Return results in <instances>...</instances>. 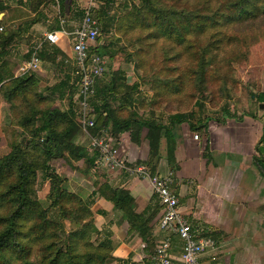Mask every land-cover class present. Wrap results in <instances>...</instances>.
<instances>
[{
  "label": "trees",
  "instance_id": "trees-1",
  "mask_svg": "<svg viewBox=\"0 0 264 264\" xmlns=\"http://www.w3.org/2000/svg\"><path fill=\"white\" fill-rule=\"evenodd\" d=\"M28 1L30 9L38 15V8L44 4V0ZM103 3L105 6L108 0ZM104 6L99 5L94 13L100 23L101 37L90 48V52L112 57L114 51L107 44L101 43L103 30H107L106 26L112 28L113 25L121 39L129 44H139L129 53V57L144 69L143 77L150 72L145 71L147 64L158 67L151 74L152 77L158 76L153 80L155 102L169 100L168 97L173 94L178 96L184 89L182 86L185 80L189 78L188 81L201 88L203 94L213 93V100L216 98L221 101L219 123L226 119L240 121L243 118V114L229 109L228 84L235 72L231 62L243 59L242 46L252 36L240 34L232 28L236 24L264 16V0H139L124 17L118 19L110 16L105 21L102 20ZM7 8V4L0 0V12ZM83 11L84 8L79 10L81 16ZM22 17L18 15L8 19L12 21ZM3 19L4 17L0 22ZM31 23L32 19H26L16 24L13 30L0 32V93L10 105L9 117L2 129L7 137L13 136L10 137V150L0 157V264H154L153 253L150 254L149 251L153 249L155 239L149 223L158 213L160 205L148 206L137 213L132 207L134 197L127 189L113 186L106 180L96 179L93 182L92 195L111 202L114 209L119 210L123 219L128 222L129 232H133L144 242L141 261L118 258L112 254L113 240L101 236V230L94 223L91 201L80 193L68 190L64 186L65 181L50 169L52 162L58 161L72 170H90L96 174L100 167L96 163L98 152L76 143L80 132L77 100H74V105L72 98L68 96L66 109L53 106L48 96L37 90L40 78L34 72L15 76L7 69V63L1 60L9 42ZM0 28L2 30L1 26ZM54 29L60 30V26L57 25ZM133 31H137V35H133ZM160 38L164 39L160 52L156 54L151 51L150 54ZM231 44L240 46L230 53L225 48ZM32 51H27L28 59ZM58 55L60 59L57 63L61 65L67 59L66 54L49 42L43 43L38 51L39 58L52 62L56 61ZM183 55L193 58L197 62L196 66H187L190 67L188 70L183 68L186 70L180 71V65L173 62L181 60ZM70 79L66 75L48 89L51 93L58 91L64 96ZM120 79L123 77L114 72L106 79L100 77L96 80L95 92L90 101L95 123L93 128H89V132L114 141L132 126L136 131H131V135L138 140L139 131L145 128L150 147L148 164L159 156L158 134H161L166 142L169 168L177 169L174 127L188 123L192 112H171L166 122L143 116L130 110L134 103L131 91L137 88L136 85L127 86L128 91L121 92L118 89ZM78 83L77 76L73 74L71 84H75V95ZM251 97L258 105H264V90L252 91ZM245 115L261 122V136L255 145L258 155H254L253 160L264 177V109L261 117L251 112ZM208 121L207 117L205 122L190 124V127L194 131L201 128L207 134ZM18 129L21 131L17 132ZM15 134L21 136V139ZM114 142L116 145L117 141ZM80 161L84 163V167L78 166ZM38 171L44 172L45 180L49 181L46 199L48 206L58 209V221L48 216V207L35 195ZM63 221L70 222L72 226L69 230H65Z\"/></svg>",
  "mask_w": 264,
  "mask_h": 264
},
{
  "label": "rangeland",
  "instance_id": "rangeland-1",
  "mask_svg": "<svg viewBox=\"0 0 264 264\" xmlns=\"http://www.w3.org/2000/svg\"><path fill=\"white\" fill-rule=\"evenodd\" d=\"M4 3L7 4V10L0 12V19L4 17L3 21L0 22V26L2 27V30L0 32H3L4 30H13V28L18 24L19 22H22L26 19H31L32 11L29 6V1L28 0H2ZM98 3V6H104L103 1L104 0H96ZM139 0H108V3L105 4L104 10H103V17L102 20H107L108 17L110 16H115L116 18H121L124 17V15L128 12V10L131 9V7L135 4H137ZM87 5V0L86 2L83 0H44V4L41 5L38 10V16H46L45 13H49V9L51 10V13H56L60 16H64L65 18H68L69 22V29H73L75 26H77L82 18L81 14L79 13V10L82 8H85ZM98 6L95 8V12L98 8ZM48 8V9H47ZM100 9V8H99ZM98 9V10H99ZM44 14V15H43ZM18 15L23 16L19 20H17L15 23H12L10 19L8 18H13V17H18ZM54 15V14H53ZM37 16V15H35ZM56 19V17H55ZM58 20H55L52 26L57 25ZM110 26H106L107 30H103L102 32V42L101 44L106 43V46L110 47V50L114 51L113 55L111 58L105 57L107 63L111 65L115 69L114 62L118 59L119 62H127L130 63L129 68L126 67L123 69L125 74H128V81L124 80V78L119 81L118 89L123 92V91H128V87L132 86L133 84L136 85V89L131 91V96L134 100L133 106L130 107V110H135L139 114H143V116H148V117H153L156 120L166 122L167 121V116L171 112H192V115L189 117L188 123L184 122L181 123L180 125H177L175 127V134L176 136L181 135L182 133L185 134H191L192 138L194 135H197V140H199V145L198 148L195 147V151L198 153V156L200 157L201 151L203 152L205 157H212L215 156L216 154H213L209 152L210 148L208 145V140L206 139L207 134L204 132L203 129H199V131H194L191 127L190 124H199L202 122H205L207 117L209 118V122L216 124L219 123L218 120L221 119V115L219 114V108L221 101L220 100H213L212 94L210 92H207L206 94H203L201 92V88H199L196 85H193L187 80H185L184 85L182 86L184 89L182 92L177 94L178 96H174L175 94L169 96V100H163L161 102H155L154 99L156 98L154 93V85H153V80L155 78H158V76L152 77L151 74L154 72V69H158L157 66H151V63L147 64L145 66V71H150L146 74L145 77L144 75V69L140 68L137 66L135 62H132L129 57V53L133 52L135 48L139 46V44H132V42L127 43L121 37L119 36V32L115 31ZM112 29V30H110ZM233 31H237L240 34L252 36L250 39H248V42L245 46H242V49L244 50V57L241 61L239 62H234L232 61V66L235 69V72L233 73L234 76H232L230 79V82L228 84L229 88V93L230 96L227 98L229 109L236 112L237 114H243L245 116V113L251 112L255 113L257 116L261 117L262 116V111L264 109L263 107H260V104L258 105L257 102L251 97V92L253 91H262L264 90V16H260L254 21H247L243 22L240 24H236L232 28ZM133 35H137V31H133ZM39 37L41 35L37 36L35 38L37 41L39 40ZM120 37V38H119ZM119 38V40L117 39ZM34 38H31V42L29 43L28 46H18L14 45V41L11 40L9 44L6 46V53L4 56L1 58V60H4L7 63V69H10L13 74L20 75V67L28 61V57L26 56V53L28 50H32L33 47L35 46L34 44ZM20 43V42H19ZM164 44V39L160 38L156 41V45L152 47L150 50V54L153 53H159L161 46ZM240 45H235L231 44L226 50H229L230 53L233 51H236ZM41 49V47H40ZM152 51V52H151ZM66 54V53H65ZM67 60H65L61 65L57 63L58 59H60V55L57 56L56 61H49V60H43L41 59V71L34 72L39 78L40 82L37 85V90L40 91L44 96H48V100L50 104L53 106H58L60 108L66 109L68 107V102H69V97L72 98V102L74 103V100L76 99V87L75 84L72 85V79H73V60L66 54ZM174 64L177 63L180 65V71L184 72L186 69L188 70L187 66H191V68L195 67L197 62L193 58H187L186 56L183 55V58L179 61H174ZM113 64V65H112ZM123 64V63H121ZM120 67V64H118ZM109 67V66H108ZM154 67V68H153ZM121 68V67H120ZM183 68H186L183 70ZM42 72V73H41ZM115 71H112L111 67H109L108 73L105 72V74L102 76V78L106 79L108 76H110V73L113 74ZM66 75H69L71 77L70 83H68V87L65 88L64 92L65 95L61 96L58 91H55V93H51L48 88L53 86L54 84H57L63 77ZM190 77V76H189ZM158 82V81H157ZM228 90V89H227ZM184 92V93H183ZM73 94V95H72ZM220 97V94H218ZM116 98L119 99V96L116 94ZM118 104V103H115ZM75 105V103H74ZM9 103L5 100L3 95L0 93V110H2V115H3V120L2 123L3 125L6 123L8 119V110L9 108ZM129 110V109H128ZM95 117V116H93ZM78 118V116H77ZM245 119H241L240 121L235 120V119H226L223 122V126L219 128L220 131H218V127L216 126V136L214 138V143L221 148L224 147H229L230 149H233L236 147V149L243 151L244 150V144L243 139H244V134H241L239 129L242 126L240 124L241 122H244ZM253 122L249 118L245 120V122ZM3 125H1L0 128V157L4 154H6L10 150V137L13 138V136L7 137L5 132L3 131ZM208 127V126H207ZM21 130L18 129L17 132H20ZM131 131H136L135 127H132L128 130L125 131L121 134H119V137L115 139L112 142L117 143L120 142L121 140L123 141L124 136L126 134H129V138H133L134 136H131ZM146 130H140L138 133V140L139 141L137 144L139 146L143 144L141 149L145 150L146 148V139H143V143L141 142V135L142 132H145ZM218 132L221 135V140L218 138ZM11 133V132H10ZM87 134L86 131H83V129L80 126V132L77 136L76 143L78 145L85 146V148L91 149L89 142L90 138L88 135L89 140L83 135ZM12 135V134H11ZM20 135V134H19ZM15 136L18 137V139L21 136H18V134ZM104 137V136H103ZM106 138V137H105ZM21 139V138H20ZM195 139V138H194ZM227 141H226V140ZM230 139V140H229ZM163 143L162 146L160 147V155L157 158H153L152 162L150 164L147 163V158L144 160V162L148 165V167L152 170L153 173L162 175V176H169V172H172L174 170H171L169 168V165L166 160V150H165V138L162 137ZM161 140V142H162ZM125 142V139L124 141ZM229 142V146L226 144ZM116 145L113 144L114 147L118 148V144ZM213 143V144H214ZM88 144V145H87ZM189 147V146H188ZM193 147V146H191ZM176 150V148H175ZM200 150V151H199ZM179 153L181 150L178 151ZM256 151H252V154H257ZM181 154V153H180ZM247 154H250L248 152ZM250 156V155H249ZM247 155V157H249ZM160 159L162 163H160ZM164 161V162H163ZM96 163L98 164V169L96 172L98 175L104 176L107 175L109 170L105 168L104 166L100 165L98 163V159H96ZM82 165L84 167V163L82 161L79 162V165ZM248 163H243V167ZM250 167V164H248ZM247 165V166H248ZM252 165L256 167L257 170L258 167L254 163V160L252 159ZM77 166V167H78ZM164 167V168H163ZM50 169L52 171H55L57 175L63 179L64 186L75 193L77 192L78 185L74 184H69V178L66 177L69 176V171H72L71 168L66 166L62 161L58 162H52ZM82 170V168H81ZM252 170H254L252 168ZM88 172L80 171L77 169L76 173L74 174V178H80V177H88L89 174L92 172L90 170H87ZM199 171V169H198ZM120 173H123V171H118ZM44 172L38 171L37 173V182H36V193L35 195L43 200V205L48 207V216L52 220H60L59 218V211L55 207L48 206L49 202L46 199V194L48 193L49 190V181L45 180V176L43 175ZM76 176V177H75ZM189 176V174H188ZM184 178V177H183ZM191 178V177H190ZM86 179V178H85ZM100 180V179H99ZM193 182H197L196 179H192ZM192 181L190 179H184L182 180V183H187L189 185L190 190L193 192L192 187ZM89 185V184H88ZM72 186V187H71ZM91 186V185H89ZM194 186V185H193ZM76 189L75 191L71 188ZM92 188H94L93 183H92ZM156 197V196H155ZM86 199V198H85ZM89 200V199H86ZM183 204V201L180 200V205ZM91 210L93 211V218H94V223H95V216L98 214V209L93 210L91 207ZM96 213V214H95ZM245 223H249L248 220L245 221ZM64 228L65 230H69L70 227L72 226L69 221H63ZM96 225V223H95ZM211 225H209L210 227ZM212 227V226H211ZM237 230L238 232L235 234L236 235H242L244 236V239L240 240L238 237L236 239H227V234L219 231L217 227H212V229H205V235L213 236L216 242V247L218 246V251L220 249L226 248L228 252H232V247L240 248L241 246L244 245V242L247 244H256V246L264 247V225L255 227V229L252 226L249 225H243L239 227L233 228ZM95 237V234L92 235V238ZM100 237V236H99ZM249 242V243H248ZM144 250V249H143ZM155 250V245L153 249H151L149 252L150 254H154ZM220 253H218L219 255ZM241 258L242 260L247 264L252 263V260H254V257L256 256L255 252L250 251L249 248L243 247L241 249ZM153 256V255H152ZM116 264V263H113ZM222 264V263H220Z\"/></svg>",
  "mask_w": 264,
  "mask_h": 264
},
{
  "label": "crops",
  "instance_id": "crops-1",
  "mask_svg": "<svg viewBox=\"0 0 264 264\" xmlns=\"http://www.w3.org/2000/svg\"><path fill=\"white\" fill-rule=\"evenodd\" d=\"M83 1L86 2V0ZM45 15L46 16H35V14L32 13L31 19L33 23H31L25 31L14 37V45L28 46L33 37L35 44L33 48L38 45L42 47L43 43L49 42L43 40L47 32H60L54 29L55 26H60L61 31L68 30L70 25L68 18L60 16L59 14L57 16L56 13H51L50 9L49 13L46 12ZM15 20L17 19H12L11 22ZM55 20H58V23L52 26ZM39 35H41V37H39L37 41L35 38ZM54 45L58 46L68 56L71 55L69 38L63 37ZM103 45H106V43ZM118 61L117 59L114 62L115 69L107 63L106 72L108 73L109 67H111L112 71L118 73V76L128 81V74H125L123 69L126 67L129 68L130 63H118ZM118 64H120L121 68ZM41 70L40 66L38 71L40 72ZM248 118L253 122H245ZM243 119H245L244 122L240 123L243 127L239 129L241 134H244L242 142L244 144L243 151L236 149V147L233 149L229 147H218L214 143V138L217 133L215 130L216 126H219L217 130L220 131L219 128L223 126V123H208L206 139L208 140L210 148L209 152L212 154L214 152V154H216L212 157H205L202 151L200 157L198 156L194 148H198L199 140L194 139V137L192 138L191 134L182 133L176 136L174 132L177 169L169 172V174L173 181L171 188L179 198V209L191 225L198 229L199 232L205 234V232H203L206 231L205 229H212L214 226L217 227L218 230L220 229L219 231L227 234L225 240L229 238L236 239L237 237L240 240L244 239L242 235L235 236L238 232L233 229L235 227L249 225L255 229V227L264 225V177L261 172L252 165L253 156L256 155L252 154V151H255V145L261 136V122L248 115L243 116L242 120ZM2 120L3 115L2 110H0V128L1 125H3ZM144 130L146 129L144 128ZM146 134L147 130L142 132L141 135L142 143L143 139H146L145 150L141 149L143 144L139 146V144H137L139 141L129 138V134H126V136L123 135L125 142H123V139V141L121 140L117 143L120 154L126 157L130 163H145L144 160L147 158L150 150L149 140ZM83 135L89 140L88 135ZM217 135L221 140L219 132ZM162 137L163 135L158 134L159 152L163 143ZM77 139L78 138H76V141H78ZM226 144L229 146V142ZM179 150H181V154L178 152ZM248 152H250V154H247ZM247 155L250 156L247 157ZM161 160L162 159H160V163H162ZM243 163L250 164V167L247 164L248 166L246 165L244 168ZM79 166L82 165L80 164ZM252 168L254 170H252ZM76 171L77 170L69 171V176L66 175V177L70 179L69 184L78 185L77 192L91 201L93 210L98 209V214L95 216L96 227L101 230V236H107L113 240L114 249L112 254L118 258H129L131 261H141L144 256V242L139 236L133 232H129L128 222L123 219L122 213L119 210L114 209L111 202L102 197L92 195V183L96 179L102 181L106 180L113 186L127 189L134 197L132 207L135 212L139 213L148 206L160 205L157 197H155L152 192L149 181L146 179L132 178L125 172L120 173L118 171H109L107 175L104 176L91 171L92 173L89 174L88 177L83 176L74 178L73 176ZM184 179H190V181L196 179V183L192 181V187H194L193 192L190 190L187 183H182ZM71 189L74 191L76 190L74 188ZM180 200L183 201V204L181 203L182 205H180ZM160 214L161 207L149 223L155 239V246L164 236L163 232L159 229ZM246 220H248V224L245 223ZM209 225L212 227H209ZM243 247L246 249L249 248L250 251L256 254L254 260H252L250 264H264V247H258L255 243L252 244L251 242L250 244L244 242V245L240 248L232 247V252H228L226 248L218 251L217 246L214 250L205 251L200 257V262L201 264H247V262L245 263L242 260L240 255ZM181 252L182 241L177 235H174L172 236L171 245L172 258L177 260ZM218 253L220 254L218 255Z\"/></svg>",
  "mask_w": 264,
  "mask_h": 264
},
{
  "label": "built area",
  "instance_id": "built-area-1",
  "mask_svg": "<svg viewBox=\"0 0 264 264\" xmlns=\"http://www.w3.org/2000/svg\"><path fill=\"white\" fill-rule=\"evenodd\" d=\"M96 0H87L82 18L71 31L47 32L43 40L57 44L63 37L69 38L73 60V74L78 78V91L76 100L78 105V121L83 131L90 138V148L98 152V163L109 171H123L129 177L146 179L151 185L153 194L161 206L159 229L163 238L156 244L154 264H201L200 257L207 250H214L216 242L213 236L205 235L194 228L179 209L178 195L172 190V179L153 173L146 163H130L120 154L117 147L113 146L110 138L93 135L89 128L94 127L95 120L93 107L90 103L95 92L96 80L107 71V61L104 56L90 52V48L101 37V27L95 16ZM1 30V28H0ZM40 45L33 48L31 57L19 68L20 74L37 72L41 59L38 56ZM67 60V59H66ZM197 138V135H194ZM177 235L182 241V252L176 260L171 255L172 236Z\"/></svg>",
  "mask_w": 264,
  "mask_h": 264
},
{
  "label": "water",
  "instance_id": "water-1",
  "mask_svg": "<svg viewBox=\"0 0 264 264\" xmlns=\"http://www.w3.org/2000/svg\"><path fill=\"white\" fill-rule=\"evenodd\" d=\"M260 107H263V104H260Z\"/></svg>",
  "mask_w": 264,
  "mask_h": 264
}]
</instances>
